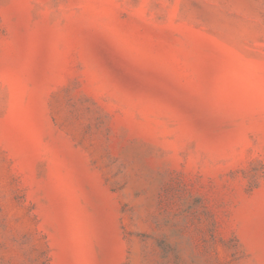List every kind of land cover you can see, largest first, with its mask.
<instances>
[{"label": "rangeland", "instance_id": "1", "mask_svg": "<svg viewBox=\"0 0 264 264\" xmlns=\"http://www.w3.org/2000/svg\"><path fill=\"white\" fill-rule=\"evenodd\" d=\"M0 264H264V0H0Z\"/></svg>", "mask_w": 264, "mask_h": 264}]
</instances>
